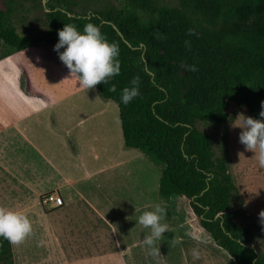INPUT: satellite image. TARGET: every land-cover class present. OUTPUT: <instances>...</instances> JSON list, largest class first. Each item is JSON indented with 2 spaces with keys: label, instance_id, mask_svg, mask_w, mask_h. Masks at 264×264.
I'll list each match as a JSON object with an SVG mask.
<instances>
[{
  "label": "trees",
  "instance_id": "trees-1",
  "mask_svg": "<svg viewBox=\"0 0 264 264\" xmlns=\"http://www.w3.org/2000/svg\"><path fill=\"white\" fill-rule=\"evenodd\" d=\"M73 0H47L44 17L58 35L64 23L96 24L119 47L120 74L95 86L118 106L125 147L163 168V197L188 198L199 225L236 264H264L249 228L230 208L236 185L197 122L222 123L230 101L259 118L264 101V0H120L75 10ZM19 0H1L4 55L28 48L30 33L17 31ZM113 25H115L114 28ZM118 31L122 36L119 35ZM63 49H61L62 51ZM139 78V95L120 102ZM116 91H110L111 85ZM0 264H14L11 243L0 238Z\"/></svg>",
  "mask_w": 264,
  "mask_h": 264
},
{
  "label": "rangeland",
  "instance_id": "rangeland-1",
  "mask_svg": "<svg viewBox=\"0 0 264 264\" xmlns=\"http://www.w3.org/2000/svg\"><path fill=\"white\" fill-rule=\"evenodd\" d=\"M119 1L73 0V8L88 10ZM46 2L47 0L44 4L43 0H19L14 17L17 31L21 34L30 33L34 42L26 49L7 55H4L6 47L0 42V71L7 68V73L13 75L14 62L20 66L21 60L26 58L34 59V65L38 62L37 67L43 64L61 65L59 62L62 61L53 47L58 35L50 33L44 17ZM25 69H28V65ZM20 72V84H23V67ZM12 105L13 103L8 109ZM23 110L35 109L26 107ZM39 110L44 111L32 115L23 123H27L25 133L36 148L23 143L25 147L22 151L25 153L22 154L19 165L31 166L37 172H41V168L46 170V182L58 172L74 181L73 187L81 194V199L79 201L77 196L74 197L76 209L70 212L73 219H97L100 214L113 221L118 235L135 240L150 234V229L136 221L143 211L150 210L155 203H162L166 207L163 222L168 225V219L179 217L176 208L183 213L190 208L186 197L178 195L169 199L159 194V177L163 164L135 148L124 146L118 106L113 100L102 99L96 88L86 90L78 85V81L70 82L63 87L61 99L53 102L46 100ZM241 112L249 116L245 108L230 101L228 117L224 122L199 121L196 126L210 135L214 155L225 160L232 174L236 190L233 192L230 208L235 213V221L249 228L253 245L264 254V222L259 216L260 211L264 210V168L259 167L253 152L246 150L239 142L241 129L232 126V121ZM13 183V180L0 179V206L21 211L29 218L32 232L28 236L45 235L47 228L56 219L66 217L63 209L68 207L71 200L58 189L60 204L48 208L41 201L42 195L54 189L40 193L24 191L13 195ZM69 188L67 189L71 191V187ZM85 202L97 209L98 213H94ZM177 232V228H174V233L169 229L156 241L155 246L159 247L163 259L151 256L147 248L148 255H144L148 256L149 264H236L215 242L212 244L189 237H184L180 242L176 237ZM12 247L11 244V249ZM194 248L199 251L198 258L192 255ZM142 250H135L134 258ZM181 251L184 259L179 257ZM135 262L141 264L139 261Z\"/></svg>",
  "mask_w": 264,
  "mask_h": 264
},
{
  "label": "crops",
  "instance_id": "crops-1",
  "mask_svg": "<svg viewBox=\"0 0 264 264\" xmlns=\"http://www.w3.org/2000/svg\"><path fill=\"white\" fill-rule=\"evenodd\" d=\"M33 60L32 58L21 60L20 66L14 62L13 67L11 65L15 71L13 75L7 73V68L0 71V179L13 180L15 193L13 195L18 192L22 194L24 191L40 193L51 189L54 190L49 192H57L58 189L71 202L63 209V215L66 217L56 219L47 228L45 235L27 236L20 244H12L14 264H134L135 261L149 264L147 248L142 243L146 235L135 240L120 236L116 233L113 221L100 214L97 219L84 217L73 219L70 212L76 209L74 197L77 196L79 201L81 199V194L73 187L74 181L58 172L59 174L46 182L44 178L47 176L46 170L41 168V172H37L31 166L19 165L22 162V154L25 153L22 151L25 147L23 143L36 148L25 133L27 123L26 125L23 123L32 115L43 112L44 110L39 109L46 100L53 102L55 99H61L65 84L67 86L70 82L78 81L77 76L69 74L68 68L63 66L62 62H59L61 65L43 64L37 67L38 62L34 65ZM27 65L28 69H25ZM22 67L25 73L23 84H20ZM26 107L35 110H23ZM16 163L18 164L15 165ZM172 197L176 196L167 198ZM85 205L94 213H98L97 209L87 202ZM176 210L179 217L174 220L168 219L170 225L168 230H173L174 233V228H177L178 241L189 237L214 243L209 233L199 225L191 207L185 209L184 213L179 208ZM139 248L143 250L134 258L133 253L140 250ZM160 254L158 257L163 259L161 252ZM182 254L181 251L179 257L184 259Z\"/></svg>",
  "mask_w": 264,
  "mask_h": 264
},
{
  "label": "clouds",
  "instance_id": "clouds-1",
  "mask_svg": "<svg viewBox=\"0 0 264 264\" xmlns=\"http://www.w3.org/2000/svg\"><path fill=\"white\" fill-rule=\"evenodd\" d=\"M53 47L69 74L76 75L78 85L86 90L95 88L97 84H106L120 74L118 45L106 39L94 23H85L82 30L74 23H64L63 28L58 30V40ZM130 83L131 86L124 87L120 93V102L125 105L139 95V78H133ZM109 90L115 92L116 86L111 85ZM232 126L241 129L239 142L246 150L253 152L259 167L264 168V101L261 102L259 118L241 112L232 121ZM165 216L166 207L162 203H155L150 210L143 211L136 221L150 229V234L144 236L142 243L153 257L161 255L155 243L169 228L163 222ZM259 216L264 222V210L260 211ZM31 232L32 224L23 212L0 206V238L11 244H20ZM192 255L198 258L199 251L192 249Z\"/></svg>",
  "mask_w": 264,
  "mask_h": 264
},
{
  "label": "built area",
  "instance_id": "built-area-1",
  "mask_svg": "<svg viewBox=\"0 0 264 264\" xmlns=\"http://www.w3.org/2000/svg\"><path fill=\"white\" fill-rule=\"evenodd\" d=\"M41 201L46 207L53 208L60 204V197L57 192L52 191L43 194Z\"/></svg>",
  "mask_w": 264,
  "mask_h": 264
},
{
  "label": "water",
  "instance_id": "water-1",
  "mask_svg": "<svg viewBox=\"0 0 264 264\" xmlns=\"http://www.w3.org/2000/svg\"><path fill=\"white\" fill-rule=\"evenodd\" d=\"M44 2H45V0H43V4H44ZM113 27L116 28L115 25H113ZM116 29H117V28H116ZM118 33H119L120 36H122L121 33H120L119 31H118Z\"/></svg>",
  "mask_w": 264,
  "mask_h": 264
}]
</instances>
